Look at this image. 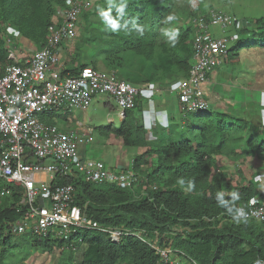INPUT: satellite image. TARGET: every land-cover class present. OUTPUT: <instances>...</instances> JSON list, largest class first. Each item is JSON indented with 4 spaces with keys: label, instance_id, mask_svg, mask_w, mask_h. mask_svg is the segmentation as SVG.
I'll use <instances>...</instances> for the list:
<instances>
[{
    "label": "trees",
    "instance_id": "1",
    "mask_svg": "<svg viewBox=\"0 0 264 264\" xmlns=\"http://www.w3.org/2000/svg\"><path fill=\"white\" fill-rule=\"evenodd\" d=\"M64 6L65 0H0V68L10 64L4 39L8 33L14 42L29 41L41 49L55 25L57 9ZM194 12L187 0H98L93 17L82 16L75 44L88 51L75 61L79 68L102 66L135 86L185 79L192 65L195 29L189 20ZM180 14L187 16V23L179 24ZM235 29V52L264 50V16ZM233 53L228 49L227 59ZM69 72L74 73L65 68L61 75ZM143 103L137 100L118 128L98 129L105 139L113 137L124 147L141 150L131 161L138 184L96 185L73 176L57 183L73 187V204L88 219L102 227L140 233L159 247L169 246L187 264H264V221L233 217L249 200H264V188L255 182L264 181L257 180L264 166H251L249 175L242 169L248 160L264 162V107L253 104L240 110L226 103L221 111L170 117L166 129L156 127L148 135L141 118ZM40 119L53 122L52 115ZM223 159L239 163L234 171L237 180L220 165ZM5 191L0 204V264L21 244L41 246L48 254L56 248L83 247L77 264L159 261L151 247L133 236L111 242L106 234L91 230H78L67 240L52 234L16 235L10 225L22 218L25 208L12 186Z\"/></svg>",
    "mask_w": 264,
    "mask_h": 264
},
{
    "label": "built area",
    "instance_id": "2",
    "mask_svg": "<svg viewBox=\"0 0 264 264\" xmlns=\"http://www.w3.org/2000/svg\"><path fill=\"white\" fill-rule=\"evenodd\" d=\"M97 2L65 0V6L56 11L55 25L49 29L43 47H35L30 54H24L21 48L18 52L9 35L4 37L10 64L0 68V185L4 186L0 196L7 194L5 187L12 186L21 195L19 204L25 208L22 218L10 229L16 235L29 233L43 238L52 234L62 240L78 230L104 233L111 242L133 236L154 250L159 257L157 264H180V252L169 246L159 247L140 233L102 227L73 204V187L58 184L59 179L73 176L96 185L133 188L139 182L138 175L131 164L112 171L100 160L83 157L81 151L93 143L96 130L85 120L75 121L73 128L59 130L55 119L46 124L40 118L56 113L67 116L71 111H79L84 117L98 95H107L114 101L120 121L127 110L135 108L137 100L144 102L143 117L167 115L161 108L162 99L169 97L177 103L174 116L209 110L204 85L210 83V74L227 60L229 42L211 37L209 29L231 26L237 20L207 9L189 20L195 33L192 65L185 79L166 85L135 86L119 79L114 71L79 68L70 59L67 65L74 73L62 76L60 52L67 50V55L72 56L71 46L79 35L82 16L87 14L91 19ZM108 121L111 125L113 120ZM262 178L264 174L257 180ZM241 212L244 215L233 217L264 221V200H249Z\"/></svg>",
    "mask_w": 264,
    "mask_h": 264
},
{
    "label": "rangeland",
    "instance_id": "3",
    "mask_svg": "<svg viewBox=\"0 0 264 264\" xmlns=\"http://www.w3.org/2000/svg\"><path fill=\"white\" fill-rule=\"evenodd\" d=\"M187 3L189 4V8L192 11L195 10L194 13L197 15L201 14L199 12H202L204 9L216 10L225 15L233 16L237 20L236 26L231 25L224 28L213 26L209 29L211 37L227 39L229 41L227 49H233L234 52L232 57L228 58L221 67L212 73V84L215 87H219L220 90L222 88L221 86H223L222 84H226L225 86L227 87H230V84L243 86L252 90L254 95L257 96L255 99L259 103L257 105L264 107V50L259 48H242L238 52H235L236 48H234L236 44L235 41L238 39L235 27H242L243 22H252L257 18L264 16V0H187ZM196 9H198V12ZM180 16L181 20L179 24L187 23V16L181 14ZM90 27L95 28L96 26L95 24H91ZM8 35L13 40L11 33H8ZM75 43H77V40H75L71 46L70 53H72V56H66L67 61L70 59L76 62V57L83 59L88 51L87 47L78 50ZM15 46L18 52L20 48L24 50V54H30L35 48L31 42L25 40H16ZM98 69L105 70L102 66H99ZM219 89L213 95H221ZM213 100L215 99L212 97L209 99V102H213ZM113 107H115V103L112 99L107 97V95H98L92 100L84 117L79 111H71L67 117L71 122L85 120L87 125L96 128L93 133V143L84 147V149H86L84 157L100 160L107 168H112L116 171L114 168L117 164H127L126 166L129 167L128 165L131 164L132 159L140 154L141 150L124 147L119 140H116L113 137L105 139L101 136L98 129L109 127V119L113 120L110 127H119L120 120ZM262 116L264 120V111H262ZM52 118L56 120L55 124L59 130L65 129V126L67 127L62 119L61 113L52 115ZM70 125L72 126V123ZM160 127H162V125ZM184 135H187L186 131ZM219 163L220 165L227 167L233 180H237L234 171L236 170V167L238 168L240 166L239 163L234 164L226 159L220 160ZM251 166H264V162L260 163L248 160V162L244 163L242 166L245 174H250ZM261 169V172H264V167ZM255 182L264 188V181L255 180ZM6 196L7 194L0 196V204L3 203ZM136 196L137 195L135 194L134 197ZM83 251V247L78 251L68 248L61 250L56 248L52 254H48L44 252L41 246L32 247L28 244H21L15 250L10 252L5 260V264H77L82 259ZM181 264L187 263L181 261Z\"/></svg>",
    "mask_w": 264,
    "mask_h": 264
},
{
    "label": "crops",
    "instance_id": "4",
    "mask_svg": "<svg viewBox=\"0 0 264 264\" xmlns=\"http://www.w3.org/2000/svg\"><path fill=\"white\" fill-rule=\"evenodd\" d=\"M205 10L206 9H204L203 11L205 12ZM67 53H68L67 50H62L60 52L61 61H60V56H59L60 66L64 69L69 68V66L67 65V59H66ZM212 73L210 74V83L207 85H204V90L207 93L206 99H207L211 109L221 111V110H223V107H224V105H226V103H231V106L235 109L249 110L248 108H250L251 105L259 104L258 101L255 100L257 98V96L254 95V92L252 90H249V89L243 87V86H239L237 84L236 85L230 84L229 85L230 87H227V86H225L226 84H222L223 86H221L222 87L221 90L219 89V87L213 86V84H212V82H213L212 81ZM218 89L220 90L219 93L221 95L217 94V96H218L217 97L216 95H213V94ZM211 94H212V96H211ZM222 95H224V96H222ZM212 97L215 100H213V102H209V99H211ZM161 109H162V111L165 110L167 115L169 114V116L170 115L174 116L176 114V111H177V103L175 102V98L169 97V98L162 99V108ZM167 115L165 113L159 114V115H149V116H145V117H143L141 115L146 133L148 135H150L151 131L154 128H156V127L159 128L161 125H162V127H160V128L166 129L169 125L168 121L170 119V118H168L169 116L167 117ZM67 116H62V119L64 120V123L67 125V127L73 128L74 122H71ZM71 123H72V126L70 125ZM67 127L65 126V128H67ZM83 149L81 151V154L84 157L86 149H84V150ZM126 165L117 164L114 169H116V171L122 170V169H125L127 167ZM110 170L113 171L112 168ZM179 263L181 264V261Z\"/></svg>",
    "mask_w": 264,
    "mask_h": 264
},
{
    "label": "clouds",
    "instance_id": "5",
    "mask_svg": "<svg viewBox=\"0 0 264 264\" xmlns=\"http://www.w3.org/2000/svg\"><path fill=\"white\" fill-rule=\"evenodd\" d=\"M240 215H244V212H240Z\"/></svg>",
    "mask_w": 264,
    "mask_h": 264
},
{
    "label": "water",
    "instance_id": "6",
    "mask_svg": "<svg viewBox=\"0 0 264 264\" xmlns=\"http://www.w3.org/2000/svg\"><path fill=\"white\" fill-rule=\"evenodd\" d=\"M259 264H261V263H259Z\"/></svg>",
    "mask_w": 264,
    "mask_h": 264
}]
</instances>
